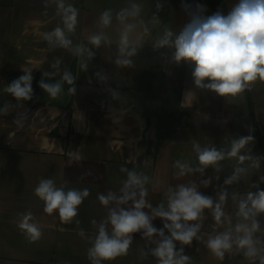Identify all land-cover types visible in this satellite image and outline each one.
Returning <instances> with one entry per match:
<instances>
[{
  "label": "crops",
  "instance_id": "crops-1",
  "mask_svg": "<svg viewBox=\"0 0 264 264\" xmlns=\"http://www.w3.org/2000/svg\"><path fill=\"white\" fill-rule=\"evenodd\" d=\"M69 2L80 11L72 36L74 44H86L87 36L99 31L94 22L105 8L117 10L130 2L143 5L145 20L154 13L158 16L160 23L152 28L153 37L165 27L179 32L188 19L181 0H170L165 14L156 9L157 0ZM195 2L206 5V14L211 15L218 8L227 13L236 0ZM58 23L54 5L46 6V0H0V108H9L6 118L0 115V264H90V242L78 231L83 229L87 237L95 235L91 221L99 222L107 214L96 199L97 193L118 191L120 181L126 178L119 172L121 166L150 177L147 199L153 207L166 204L165 189L179 183L195 182L200 192L214 199L226 189L229 197L224 211L235 224L236 207L231 194L254 191L251 184L264 175V83L257 82L251 91L236 98L219 97L196 88L190 67L162 59L151 42L145 43L133 58L134 67L119 68L113 62L118 54L115 23L106 30L112 43L93 49L95 57L83 71L72 53L59 48L49 50L43 41L41 34ZM57 58L60 68L52 69L50 65ZM23 68L33 69L34 96L31 101L17 102L4 89L23 74ZM64 70L76 76V94L68 95L65 85L64 94L49 98L38 86L42 73L55 71L54 79H59ZM97 72L107 75L108 80L101 82L95 76ZM17 114L23 119L22 127L13 122ZM113 116H119L120 123L113 124ZM249 134L254 143L242 153L250 150L262 159L260 168L252 169L247 179L224 185L238 164L236 158L222 161L219 172L208 168L203 175L177 176L175 161L197 166L192 140L227 151L231 138ZM75 153L83 159L74 160L71 154ZM249 163L245 161L244 166ZM42 178L54 179L57 186L67 181L68 187L90 189V196L79 206L76 219L80 225L64 224L57 213H44L43 202L34 195ZM205 179L211 180L208 186L202 183ZM260 187L264 189V184ZM26 211H31L43 232L34 243L17 227L20 214ZM204 216L198 233L203 239L228 227L227 223L216 225L211 210H205ZM260 220L264 228V216ZM153 224L163 227L159 218ZM257 235L264 239V232ZM148 245L141 233H136L129 254L106 264H157L150 254L141 258V250H147ZM180 246L177 242V248ZM184 249L192 258L191 264H248L235 250L219 261L196 239Z\"/></svg>",
  "mask_w": 264,
  "mask_h": 264
},
{
  "label": "clouds",
  "instance_id": "clouds-1",
  "mask_svg": "<svg viewBox=\"0 0 264 264\" xmlns=\"http://www.w3.org/2000/svg\"><path fill=\"white\" fill-rule=\"evenodd\" d=\"M48 4L54 5L59 23L41 34L43 41L49 50L59 48L72 53L83 71L87 70L89 62L95 57L93 49L112 43L106 30L115 23L118 31V54L113 62L119 68L134 67L133 58L145 43L151 42L153 50L162 59L190 67L196 88L213 92L219 97L236 98L251 91L257 82L264 83V0H236L227 13L218 8L211 15L206 14V5L195 0H181L180 6L188 18L187 22L179 32L165 27L155 37L152 28L160 23L159 18L154 13L145 20L141 3L130 2L117 10L105 8L94 22V27L99 28V31L89 34L86 44H74L72 39L78 26L79 9L69 0H46V6ZM162 7L159 2L156 4L158 11ZM44 14L47 15V12ZM60 64L61 61L57 58L50 67L58 70ZM22 71L23 74L8 83L4 89L17 102L31 101L34 96L33 69L23 68ZM56 75L55 71L43 72L38 81L39 88L49 98L56 99L64 94L67 85V94L74 96L77 87L76 76L72 71L64 70L59 79H54ZM95 76L101 82L108 80L107 75L99 72ZM8 114V106L0 108V115ZM109 115H112L111 111ZM13 122L23 126L20 114L13 118ZM112 122L120 123V117L113 116ZM120 127L123 128V125ZM253 143L254 137L251 134L235 136L231 138L230 146L225 151L215 145L201 146L198 141L192 140L197 166L177 160L174 164L178 169L177 176L196 173L203 175L208 168L219 172L222 161L236 158L238 164L224 180V185L239 183L247 179L252 169L260 168V156L252 155L250 150L242 153L243 149ZM71 155L74 160L83 159L79 153ZM245 161L250 163L244 166ZM119 172L126 174V178L120 181L118 191L109 189L107 192L97 193L96 199L107 210V214L99 222L95 219L91 221L95 235L87 237L83 229L78 231L79 236L90 242L87 249L90 264H106L127 256L136 233H141L142 238L149 242L147 250H141V258L150 254L156 258L157 264H191L192 258L185 254L184 246L191 245L194 239L202 241L219 261L224 260L226 253L231 254L235 250L242 253L248 264H264V239L257 235L264 232L260 220L264 216V189L260 187L264 184V175L251 184L254 191L231 194L237 218V222L233 224L224 211L229 197L226 189H221L218 198L214 199L200 192L195 182L179 183L165 189L163 195L166 204L161 202L153 207L147 199L150 177L125 166H121ZM210 182V179L202 181L204 186H208ZM67 185V181L57 186L54 179L42 178L34 189V195L43 202L44 213H57L62 223H75L78 226L81 223L76 219L79 206L90 196V189ZM205 210H211L216 225H228L224 231L208 235L207 239L198 235ZM20 215L17 227L25 238L30 243L41 239L43 232L31 211ZM157 218L162 221V228L154 226L153 221ZM177 242L181 245L179 248Z\"/></svg>",
  "mask_w": 264,
  "mask_h": 264
},
{
  "label": "rangeland",
  "instance_id": "rangeland-1",
  "mask_svg": "<svg viewBox=\"0 0 264 264\" xmlns=\"http://www.w3.org/2000/svg\"><path fill=\"white\" fill-rule=\"evenodd\" d=\"M97 1H99V2H98L99 4H102L104 0H97ZM158 2L161 3V4L163 5L162 9H160L159 12H160L161 14H165L166 9H167V7H168V4H169L170 0H158ZM158 2H157V3H158ZM4 117H5V115H4ZM5 118H6V117H5ZM5 120H6V119H5ZM3 129H6V127H3ZM3 129H1V130H3Z\"/></svg>",
  "mask_w": 264,
  "mask_h": 264
},
{
  "label": "trees",
  "instance_id": "trees-1",
  "mask_svg": "<svg viewBox=\"0 0 264 264\" xmlns=\"http://www.w3.org/2000/svg\"><path fill=\"white\" fill-rule=\"evenodd\" d=\"M157 2H158V0H157ZM173 92H174V94H175V93L177 94V92H176L175 90H173Z\"/></svg>",
  "mask_w": 264,
  "mask_h": 264
}]
</instances>
